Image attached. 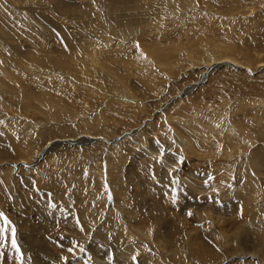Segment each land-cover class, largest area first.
<instances>
[{
    "label": "rangeland",
    "instance_id": "1",
    "mask_svg": "<svg viewBox=\"0 0 264 264\" xmlns=\"http://www.w3.org/2000/svg\"><path fill=\"white\" fill-rule=\"evenodd\" d=\"M0 57L31 94L26 104L0 74L12 87L0 90V131L12 137L0 139V264H33L32 248L44 264H92L94 233L112 234L119 202L154 221L155 238L126 235L113 250L137 251L128 261L112 250L109 264H264V164L253 157L264 152V0H0ZM186 153L201 174L227 164L225 188L191 184ZM181 184L202 197L180 216L188 205L169 191ZM164 207L170 238L156 236Z\"/></svg>",
    "mask_w": 264,
    "mask_h": 264
},
{
    "label": "bare ground",
    "instance_id": "2",
    "mask_svg": "<svg viewBox=\"0 0 264 264\" xmlns=\"http://www.w3.org/2000/svg\"><path fill=\"white\" fill-rule=\"evenodd\" d=\"M115 6H116V8H118V4L117 3H115ZM88 54L91 56V58H92V61L93 62H95L98 66H99V64H100V59H99V55H98V53L97 52H95L94 50H89L88 51ZM98 57V58H97ZM224 58H231V56H229V55H224ZM232 60H238V59H236V58H231ZM31 61V60H30ZM211 62V61H210ZM259 63H261V65L260 66H263V63H264V60H262V61H259ZM237 64V63H236ZM100 67H101V65H100ZM0 74L2 75V77H6V78H8V79H10L12 82H13V84L14 85H16L17 87L15 88V89H13V91L12 92H15V93H18V92H20V93H23L22 95H21V98H22V100L24 101V102H26V104H29L28 103V99H27V96L28 95H26V93H25V90L23 91V87L21 86V84H20V81L18 80V78H17V76L15 77V76H13V74H10L9 73V71H8V65L1 59V57H0ZM1 77V78H2ZM0 78V79H1ZM8 82H10V81H8ZM3 87H7L8 89V91L9 92H11V89L10 88H12L11 86H9V83H6V84H2L1 82H0V90L2 91V93H8V91L6 90V89H4ZM130 92H129V96H130ZM128 95V94H127ZM29 96H31V94H29ZM28 96V97H29ZM128 98H130V97H128ZM37 99V98H36ZM131 99H132V97H131ZM43 100V99H42ZM132 101V100H131ZM23 102V103H24ZM43 103H45L46 104V102L43 100ZM169 120V119H168ZM171 120H173V119H171ZM165 121H166V119H165ZM201 123H202V121H201ZM217 126V125H216ZM10 128H6V129H3V130H1L0 131V133H1V136H0V139L2 140V141H5L6 139H11L12 137H9L8 135H10V130H9ZM214 129H215V131H216V135H220V134H222V133H225V129L223 130L222 129V127L220 128V127H214ZM17 131V130H16ZM16 131H12V129H11V134H14V132H16ZM231 134V133H230ZM139 136L140 135H142V132H139V134H138ZM178 135V134H177ZM242 135L243 134H241L240 133V136L242 137ZM14 137H16L17 135H13ZM137 136V135H136ZM180 137H181V135H179ZM213 136V138H211L212 140H217V137L216 136H214V135H212ZM244 136V135H243ZM141 137V136H140ZM143 137V136H142ZM83 138H85V136H80V137H76L75 139H67L66 141H68V142H70V141H77L78 139H79V141H78V143L79 144H81L82 142H83V140H80V139H83ZM137 138V137H136ZM182 139H183V141H184V138L183 137H181ZM104 140H106V138H104ZM140 140V139H139ZM208 140H209V138H208ZM107 141V140H106ZM17 142H19L18 140H14L12 143H13V148L14 149H17V145H18V143ZM17 143V144H16ZM73 143V142H72ZM185 143H187V144H189V146H190V143L189 142H187V141H185ZM68 144H70V143H68ZM140 144V143H139ZM19 145H20V143H19ZM54 147V146H53ZM149 147H151L152 149L151 150H153V151H160L159 150V147H161V145H158V144H156V143H154L153 145H151V146H149ZM1 148V147H0ZM49 148L50 147H48V151H49ZM55 148V147H54ZM57 148V147H56ZM162 148V147H161ZM190 148V150H191V154H192V152H193V149L191 148V147H189ZM234 148V151L235 150H237V152H239V153H241V149H240V146H237V144H236V147H233ZM2 149V148H1ZM0 149V150H1ZM24 149V148H23ZM232 149V148H231ZM3 150V149H2ZM53 150V149H52ZM52 150H50V151H52ZM140 150V149H139ZM19 152L21 151V152H24V151H22V150H18ZM47 151V152H48ZM143 151V150H142ZM225 151V150H224ZM228 152V151H227ZM146 153V152H145ZM226 153V152H225ZM27 154V153H26ZM147 154H145V155H143L142 154V156L140 155L139 156V159H141V158H144L145 156H146ZM193 155V154H192ZM231 156V155H230ZM174 157V158H173ZM173 157H172V160H173V162H177V163H180V161H179V158L176 156V159H175V155H173ZM253 157H254V161H255V163L257 164V166L259 165L260 166V164H264V152L263 151H261V152H259V153H257V152H254V154H253ZM137 158V157H136ZM168 158H170L169 157V155H168ZM167 158V159H168ZM181 158V157H180ZM183 158V157H182ZM185 158V161H184V164H181V167H180V169H179V171H181V174L187 179V180H189L190 181V183L192 184V183H194V184H198L197 185V187H199V188H207L206 186H212L211 188H219V187H221L220 189H224L225 188V185L227 184L226 182H227V176H228V172L231 170L230 168L229 169H227V173H225V171H224V169L222 168L223 166L224 167H226V165L227 164H221L220 166H218L217 168H216V171L215 170H213V171H211L210 172V174L209 173H203L202 172V174L199 172L200 170H201V166H198L200 163L199 162H197L199 159H194V160H191L190 159V153H186V157H184ZM183 158V159H184ZM192 158H193V156H192ZM228 158V157H227ZM25 158H23V161L21 162L22 164H24V163H26L25 161ZM206 161H204L203 162V164L205 163ZM211 162H213V161H211ZM210 162V163H211ZM223 162V161H222ZM15 163V162H14ZM207 163V162H206ZM215 163V162H214ZM231 163V162H230ZM209 164V163H208ZM21 165V164H20ZM173 165V164H172ZM213 165V163L211 164V166ZM27 166V165H26ZM206 166V165H205ZM256 166V165H255ZM228 167V166H227ZM226 167V168H227ZM252 167V166H251ZM261 167V166H260ZM254 167H252L251 169L252 170H254L253 169ZM250 169V170H251ZM226 170V169H225ZM251 170V171H252ZM255 170H257V167H256V169ZM254 170V171H255ZM264 171V170H263ZM209 172V171H208ZM253 172V171H252ZM258 172V171H257ZM261 172V171H260ZM97 173V172H96ZM251 173V172H250ZM179 174V173H178ZM177 174V175H178ZM252 174H254V172L252 173ZM258 174V173H257ZM264 174V173H263ZM98 175V174H97ZM164 175H165V173H164ZM168 175V174H167ZM171 175V174H170ZM226 175V176H225ZM250 176V175H249ZM255 176V178H257V176L256 175H254ZM167 177V176H166ZM169 177V176H168ZM167 177V178H168ZM175 177V176H174ZM178 177V176H177ZM210 177H211V179H210ZM129 178V177H128ZM158 178V177H157ZM213 178V179H212ZM107 179V178H106ZM130 179V178H129ZM179 179V178H178ZM177 179V180H178ZM124 180V179H123ZM170 180V179H169ZM174 181H175V178L173 179ZM180 180V179H179ZM103 182V181H102ZM170 183H171V181H169ZM101 183V182H100ZM125 183V182H124ZM180 183V182H179ZM186 183V182H185ZM249 183V182H248ZM250 183H251V181H250ZM174 184V183H173ZM186 184H188V183H186ZM118 186H123V183H122V181L120 182V184L118 185ZM127 186H128V184H127ZM126 186V187H127ZM248 186H249V184H248ZM250 187H251V185H250ZM169 188V187H168ZM181 188H184L183 190L181 189ZM181 188H180V186L177 188L176 187V190H174L172 187L170 188L171 190L169 191V198H170V200H169V202H176V203H178V206L180 207V206H182L183 205V203L185 204V205H188L186 208H182L183 210L180 212H178V214L181 216L182 214H184V213H188L187 212V210L188 209H190V207H192L193 206V203L195 202V201H197V198H200V197H202V195L199 193V192H197V191H192V190H190L189 188H190V186H189V188L187 187V188H185V185L183 184H181ZM252 188V187H251ZM40 189V188H39ZM134 189V188H133ZM253 189V188H252ZM197 190V189H196ZM209 190V189H208ZM213 190H215V189H213ZM254 190V189H253ZM164 191V190H163ZM166 191H168V190H166ZM223 191V190H222ZM37 192V191H36ZM152 192V191H151ZM202 192V191H201ZM203 192H205V191H203ZM226 192H227V189H226ZM247 193H249V192H247ZM97 194V193H96ZM203 194V193H202ZM49 195V194H48ZM101 195H103V194H101ZM119 195H121V193H119ZM155 195V194H154ZM249 195V194H248ZM42 196H47V193H43L42 194ZM97 196V195H96ZM151 196V195H150ZM157 196V195H156ZM153 197V196H152ZM207 197V196H206ZM155 198V197H154ZM157 198V197H156ZM163 198H164V195H163ZM150 200L151 199H147V200H145V202L148 204L149 202H150ZM122 201V200H121ZM164 201V200H163ZM29 202V201H28ZM43 203V202H42ZM26 204V203H25ZM119 204L121 205H119V206H117L118 205V203H117V205H116V207L117 208H119L113 215H114V217H116V216H118V218L117 219H115V220H113V221H111L109 218V221H108V224H109V226L108 227H110L111 228V230H112V234H108L106 231L104 232V233H102V232H98L100 229H98V230H96L95 231V233H94V235H95V238H93V243L91 244V246L89 247V250L90 251H88L87 252V257H88V259L90 260V262L92 263V264H109V259L106 261V259H105V261H104V256L105 255H111L112 254V250H113V246H115V245H117L120 241V239L121 240H123L125 237H127L126 235H128L129 236V238H131V237H138V235L136 234V231L138 230V232L139 233H141V234H143L146 238H150L152 235H151V232H150V228H147L146 226H148V225H150L151 223L153 224L154 223V221H152V220H149V219H145V220H142V216H140V210L141 209H138L137 208V205H133V207H132V209H128V208H125V209H123L124 207H122L123 205L124 206H126V207H129V203H127V204H125V203H123V202H119ZM152 204V203H151ZM164 204V203H163ZM182 204V205H181ZM53 205H55V204H53ZM69 205V204H68ZM149 205V204H148ZM153 205V204H152ZM157 205V204H156ZM155 205V206H156ZM158 205H160V204H158ZM196 205V204H195ZM230 206V208L231 209H233L234 208V206H233V204L232 203H230L229 204ZM57 206V205H56ZM55 206V207H56ZM168 206V205H167ZM172 206V205H171ZM36 207V206H35ZM39 207V206H38ZM50 207V206H49ZM98 207V206H97ZM183 207H184V205H183ZM30 208H32V207H30ZM45 208V207H44ZM61 208V207H60ZM62 208H64V205H62ZM149 208V207H148ZM153 208V207H152ZM196 208V207H195ZM47 209V208H46ZM95 209V208H94ZM162 209H164V212L162 211L161 213L163 214V218H162V220L160 221V231L158 232V234L156 235L158 238L161 236V235H163L162 237H166V238H170V236H173L174 234H173V232L170 230V232H169V229L171 228V227H173V221H172V219L174 218L175 219V217H173L172 215H174V214H172V212L174 211V210H171V212H170V210L169 209H167L166 207H164V208H162ZM165 209H166V211L168 212V213H166V211H165ZM172 209V208H171ZM41 210V209H40ZM60 210V209H59ZM191 210V209H190ZM115 211V210H114ZM113 211V212H114ZM153 211H155V210H153ZM185 211V212H184ZM214 215H215V212L213 211V210H210ZM32 212V211H31ZM127 212H129L130 213V215H131V217L130 216H127L126 214H127ZM184 212V213H183ZM221 212V211H220ZM219 212V215L221 214ZM223 212H225V211H223ZM146 213V212H145ZM211 213V214H212ZM226 213H227V211H226ZM229 213V212H228ZM56 214V213H55ZM60 214V213H59ZM203 214H204V212H203ZM65 215V214H64ZM150 215V214H149ZM179 215H176V217H179ZM189 215V214H188ZM94 216V215H93ZM152 216V215H151ZM155 216V215H154ZM158 216V215H157ZM210 216V215H209ZM218 216V215H217ZM65 217V216H64ZM184 217V216H183ZM211 217V216H210ZM214 217H216V216H212V219L213 220H215V221H217V219H218V217H217V219H215ZM63 218V217H62ZM61 218V219H62ZM66 218H68V217H66ZM143 218H144V216H143ZM157 218V217H156ZM155 218V219H156ZM52 219V218H51ZM60 219V220H61ZM158 219H160V218H158ZM65 220H67V219H65ZM176 220V219H175ZM221 220H223V216H222V218H221ZM65 222V221H64ZM158 223V222H157ZM174 223H176V222H174ZM122 224V225H121ZM168 224V226H166ZM124 225H126L127 226V228L124 230V228L122 227V226H124ZM229 225V224H228ZM228 225L226 226V227H224V229H226L227 227H228ZM55 226H56V224H55ZM68 226H70V225H68ZM53 227V226H52ZM66 227H67V225H66ZM92 227V226H91ZM149 227V226H148ZM150 227H151V225H150ZM153 227V226H152ZM179 228V227H178ZM51 229V228H50ZM223 229V228H222ZM223 229V230H224ZM64 230V229H63ZM205 230V229H204ZM65 231V230H64ZM68 231V230H67ZM152 231V230H151ZM221 231V230H220ZM227 231V230H226ZM58 232V231H57ZM117 233L116 234V236L115 235H113V233ZM168 232H169V234H168ZM90 233V232H89ZM68 234V233H67ZM91 234V233H90ZM54 235V234H53ZM82 235V234H81ZM88 235V234H87ZM205 235V234H204ZM87 237H89V239L91 238V235H88ZM156 237V238H157ZM234 237V236H233ZM55 238V237H54ZM61 238V237H60ZM152 238V237H151ZM153 238H155V237H153ZM152 238V239H153ZM161 238V237H160ZM235 238V237H234ZM233 238V239H234ZM196 239H199L198 237H196ZM205 240L207 239L208 240V238H207V236H206V238H204ZM217 239V238H216ZM231 239V238H230ZM87 240V239H86ZM151 240V239H150ZM132 241H133V239H132ZM152 241V240H151ZM196 241V240H195ZM137 242V241H136ZM173 242V241H172ZM82 243V242H81ZM80 243V244H81ZM121 243V242H120ZM195 243V242H194ZM214 243H215V241H214ZM219 242H217V244H218ZM109 244V246L111 247V248H109V249H107V251L105 252L104 250H103V247H104V245H108ZM123 244V243H122ZM172 244V243H171ZM169 245V251L174 255V257H175V255L177 254V255H179L178 254V252H180V254H181V248L179 249V246L178 247H176L175 249L173 248V246L174 245ZM210 244V243H209ZM242 244V243H241ZM75 245V244H74ZM77 245V244H76ZM90 245V244H89ZM127 245V244H126ZM207 245V244H206ZM225 245H226V243H225ZM192 246V245H191ZM77 247V246H76ZM116 247V246H115ZM163 248H164V246H162ZM167 247V246H166ZM213 248H214V246H212ZM78 248H80V247H78ZM171 248H173V249H171ZM201 248V247H200ZM250 248H252L253 249V247H251L250 246ZM32 249H36L35 251H32V255L30 256V259H31V261L33 262V264H44V262H43V257L44 256H46V255H41L40 254V248H32ZM117 249H119V247L117 248ZM117 249L114 251L113 250V252H114V254H115V257L117 256V260H120L119 259V257L118 256H120V258H125V259H127L128 258V261L131 259V257H132V253L133 252H135V251H137L136 249H135V245L133 246V244H131L130 245V248H127V249H122L121 250V252H120V254H118V251H117ZM248 249H249V246H248ZM247 249V250H248ZM96 250H97V252H96ZM199 250V249H198ZM49 250H47L46 252H48ZM164 251V250H163ZM166 251V250H165ZM168 251V250H167ZM251 251V250H250ZM130 252V253H129ZM140 252V251H139ZM138 252V253H139ZM169 252V253H170ZM208 252V251H207ZM255 252H252V254H254ZM143 255H145V254H143ZM176 255V256H177ZM184 256H185V254H184ZM249 256V255H248ZM24 257V256H23ZM62 257V256H61ZM60 257V258H61ZM107 257V256H106ZM140 257V256H139ZM141 257H143V256H141ZM140 257V258H141ZM149 257V256H148ZM178 257V256H177ZM180 257V256H179ZM135 258V257H134ZM155 258V257H154ZM184 258V257H183ZM146 259V258H145ZM145 259H140L141 261H140V263L141 264H148L147 263V260H145ZM62 260V259H61ZM148 260H151L150 262H152L153 264H154V262L156 263V261H154L153 259H148ZM133 261V260H132ZM135 261V260H134ZM163 261V260H162ZM149 262V263H150ZM131 263V262H130ZM112 264V263H111Z\"/></svg>",
    "mask_w": 264,
    "mask_h": 264
},
{
    "label": "snow or ice",
    "instance_id": "3",
    "mask_svg": "<svg viewBox=\"0 0 264 264\" xmlns=\"http://www.w3.org/2000/svg\"><path fill=\"white\" fill-rule=\"evenodd\" d=\"M0 219H3V217L0 216ZM5 223H7L6 220H5ZM0 239H2V233H0ZM11 246H12L13 249H16V251H17V259H20V258H21L20 255H19L20 250H19V248L17 247V243H16V239H15V229H12ZM69 251L71 252L72 249H69ZM81 251H83V249H81Z\"/></svg>",
    "mask_w": 264,
    "mask_h": 264
}]
</instances>
